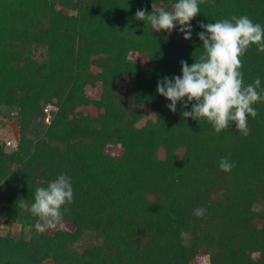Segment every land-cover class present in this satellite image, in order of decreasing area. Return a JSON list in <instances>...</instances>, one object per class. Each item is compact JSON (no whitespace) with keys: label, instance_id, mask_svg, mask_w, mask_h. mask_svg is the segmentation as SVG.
I'll return each mask as SVG.
<instances>
[{"label":"trees","instance_id":"obj_1","mask_svg":"<svg viewBox=\"0 0 264 264\" xmlns=\"http://www.w3.org/2000/svg\"><path fill=\"white\" fill-rule=\"evenodd\" d=\"M176 2L0 0V125L19 120L11 152L0 139V264H264V102L244 137L185 120L157 92L204 54L201 24L246 15L264 26V0H206L184 45L177 29L136 18ZM242 63L245 84L264 89V53L252 46ZM143 107L156 118L139 126ZM60 174L74 190L60 222L70 228L39 233L35 190Z\"/></svg>","mask_w":264,"mask_h":264},{"label":"clouds","instance_id":"obj_2","mask_svg":"<svg viewBox=\"0 0 264 264\" xmlns=\"http://www.w3.org/2000/svg\"><path fill=\"white\" fill-rule=\"evenodd\" d=\"M206 0H178L173 10H160L158 13L147 14L146 10L138 9L136 18L151 25L156 32L169 35L179 25L185 40L192 38V21L200 14L199 5ZM204 29L199 33L204 54L191 65L181 61L182 76L163 77L157 84V92L170 101L167 107L177 111V105H183L182 115L209 122L216 134L228 130L233 125L244 137L251 134L248 117L255 119L258 115L255 104L264 102V89L261 80L256 78L254 84H245L243 79L242 57L252 46L259 53H264V26L253 22L248 16H233L231 19L201 24ZM191 105V111H187ZM220 170L230 173L233 164L228 158H221ZM20 207H25L20 201ZM74 203V190L71 177L60 174L47 187L35 190L34 203L30 212L37 217L35 229L44 233L54 228L64 218L67 207ZM204 208H196L193 214L203 218ZM187 233L181 231L184 240Z\"/></svg>","mask_w":264,"mask_h":264},{"label":"rangeland","instance_id":"obj_3","mask_svg":"<svg viewBox=\"0 0 264 264\" xmlns=\"http://www.w3.org/2000/svg\"><path fill=\"white\" fill-rule=\"evenodd\" d=\"M176 29L178 30V36H179V40H180V44L184 45L185 43H187V40L184 39V34H182L179 30V25H177ZM126 88V87H123ZM122 89V88H120ZM88 92L90 95L93 96H98L101 92V88H89ZM143 110L147 111V116L139 123V126H143L147 120L149 119H153L155 120L156 116L155 113L150 110L147 109L146 107H143ZM85 112H94V110H88V109H84ZM46 115V114H45ZM46 117V116H45ZM46 119H49L46 117ZM0 139L3 142H6V148L8 152H11L16 146L17 143L19 141V120L15 119L12 120L10 122H3L0 125ZM108 153L112 154V155H116L119 156L121 155V150L118 147H109L108 148ZM70 228L68 227L66 224L64 223H58L54 229L56 228ZM9 227H7L4 223L3 220L0 219V234L1 235H6L9 232ZM13 231H20L21 227L19 225H15L12 227ZM44 264H52L51 261L46 262ZM194 264H209V259L207 256H200L198 257L195 261Z\"/></svg>","mask_w":264,"mask_h":264},{"label":"built area","instance_id":"obj_4","mask_svg":"<svg viewBox=\"0 0 264 264\" xmlns=\"http://www.w3.org/2000/svg\"><path fill=\"white\" fill-rule=\"evenodd\" d=\"M53 109H54L53 107H49V108L45 109L46 117L49 118V119H47V122L50 120L49 114H50L51 110H53Z\"/></svg>","mask_w":264,"mask_h":264}]
</instances>
